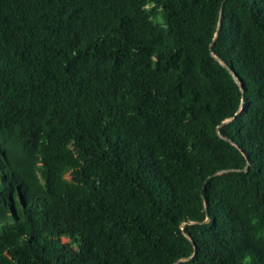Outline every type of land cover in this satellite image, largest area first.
Wrapping results in <instances>:
<instances>
[{
	"label": "trees",
	"instance_id": "1",
	"mask_svg": "<svg viewBox=\"0 0 264 264\" xmlns=\"http://www.w3.org/2000/svg\"><path fill=\"white\" fill-rule=\"evenodd\" d=\"M0 264H264V0H0Z\"/></svg>",
	"mask_w": 264,
	"mask_h": 264
},
{
	"label": "water",
	"instance_id": "2",
	"mask_svg": "<svg viewBox=\"0 0 264 264\" xmlns=\"http://www.w3.org/2000/svg\"><path fill=\"white\" fill-rule=\"evenodd\" d=\"M211 44L212 43H210V46H211ZM223 65L226 67V68H228V66H227V64L226 63H223ZM228 120H224L221 124H223V123H225V122H227ZM226 140H229V139H227V138H225ZM215 174V173H214ZM209 220V218H208V216H207V218H206V220L205 221H208Z\"/></svg>",
	"mask_w": 264,
	"mask_h": 264
},
{
	"label": "rangeland",
	"instance_id": "3",
	"mask_svg": "<svg viewBox=\"0 0 264 264\" xmlns=\"http://www.w3.org/2000/svg\"><path fill=\"white\" fill-rule=\"evenodd\" d=\"M64 241H66L67 239H63Z\"/></svg>",
	"mask_w": 264,
	"mask_h": 264
}]
</instances>
